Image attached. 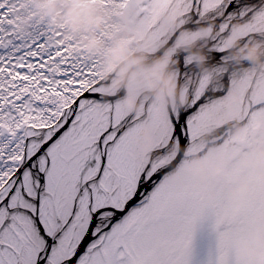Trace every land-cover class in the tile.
<instances>
[{
	"label": "snow or ice",
	"instance_id": "1",
	"mask_svg": "<svg viewBox=\"0 0 264 264\" xmlns=\"http://www.w3.org/2000/svg\"><path fill=\"white\" fill-rule=\"evenodd\" d=\"M107 2L135 9L145 26L156 27L170 0ZM13 3L0 0V264H192L197 226L213 208L218 220L206 264H242L228 241L264 220V171L248 174L251 191L238 208L223 206V191L210 204L193 181L176 185L166 178V147L141 159L133 136L150 120L169 144L197 139L241 75L225 66L221 37L237 21L246 25L245 39L258 36L264 0H182L181 18L194 36L209 21L221 35L206 49L207 71L178 54L190 104L167 116L155 104L129 113L105 95L96 63L60 33L17 32ZM243 121L247 127L235 143L264 138L260 74L244 93Z\"/></svg>",
	"mask_w": 264,
	"mask_h": 264
},
{
	"label": "bare ground",
	"instance_id": "2",
	"mask_svg": "<svg viewBox=\"0 0 264 264\" xmlns=\"http://www.w3.org/2000/svg\"><path fill=\"white\" fill-rule=\"evenodd\" d=\"M177 9H179L177 17L170 21L169 16H172L171 13ZM183 13L184 8L180 0H171L166 10L160 14L156 27L145 26L139 17H133L130 21L131 36L136 39L134 54L121 61L122 63L116 66L107 80L98 83L101 88H105L118 80L116 84L119 86L105 90L104 93L123 99L124 102L130 101L124 105L128 107L129 113L140 112L145 105L155 104L162 114L167 116L173 109V103L178 100L181 104L177 106L179 109L177 112L189 106L190 97L186 90L188 82L183 81L178 74L177 56L179 53L192 52L187 55L192 59L195 67L202 72L207 71L206 49L209 43L221 34L213 30L215 22L209 21L201 25L198 30L199 35L194 36L192 29L185 26L187 21L181 18ZM164 29L166 30L163 33ZM246 31V25L241 22L236 29H230L221 37V41L226 40L223 43L226 48L225 66L241 74L229 88L233 90V95L227 98L228 105L221 109L220 116L224 117V121L218 124L219 120L215 118L220 116H213L211 120L203 122L197 139L184 146L169 144L162 132L150 120L142 122L133 136L136 154L141 159H147L159 149L167 148L165 158L169 164V172L166 178L171 183L184 185L188 180L193 181L197 186L198 195L210 204H215L218 193L223 191V206L229 209L238 208L240 202L250 193L252 185L248 174L253 171H264V138L249 141L244 145L233 140L247 127L243 121L244 91L253 76L264 75V23L257 25L258 36L245 39ZM159 33L161 37L154 38ZM165 34L168 35L164 38ZM150 38L154 39L150 40ZM161 44L163 45L158 50L152 52ZM255 49L262 51L259 57L245 58V55ZM229 53L232 55L229 56ZM163 55H171L172 61L168 65L161 62ZM163 67L167 69L166 72L161 71ZM152 81L154 84L152 89L149 86L144 90V84L150 85ZM240 84H245L244 90L239 88ZM149 91L150 95L142 106L146 99L141 101V104L137 101ZM239 91L244 92L241 100L235 99V94ZM225 121L234 126L223 135V140L219 138L211 141L202 148V140L213 131L210 128L213 126L214 130L219 129ZM193 151L199 153L192 154ZM233 169L239 171L233 175L232 182L228 183L227 177L232 175ZM217 220V211L213 208L206 216L205 223L197 226L192 241V264H206L213 249L212 228ZM228 243L242 264H264V220L257 221L246 231L232 234Z\"/></svg>",
	"mask_w": 264,
	"mask_h": 264
},
{
	"label": "rangeland",
	"instance_id": "3",
	"mask_svg": "<svg viewBox=\"0 0 264 264\" xmlns=\"http://www.w3.org/2000/svg\"><path fill=\"white\" fill-rule=\"evenodd\" d=\"M180 3L183 4L182 0H180ZM13 8V23L17 32L24 36H29L37 27H42L53 34L60 33L64 40L75 46L78 55H82L88 62L96 63L98 72L97 83L107 80L111 72L116 69V66L122 63L121 61L134 54L133 48L135 47L136 39L131 36L129 24L133 17H139L135 9L117 8L113 3L107 2V0H14ZM178 10L171 13L173 15L169 16L170 21L177 17ZM240 24V21L237 24L234 23L231 29H236ZM213 28V30H216V25ZM167 35L165 34L164 38ZM157 37H161V33L154 38ZM154 38H150V40ZM225 41H222V43ZM162 45L154 48L152 52L158 50ZM261 54L262 51L255 49L250 54L245 55V58L259 57ZM230 55L232 53H229ZM171 61V55H163L161 58V62L166 65ZM166 70L163 67L161 71L166 72ZM116 82L118 80L102 89L105 91L119 86ZM153 85V81L150 85L149 83L144 84V90L149 86L152 89ZM238 86L244 90L245 84ZM232 91V89H229L227 96L223 98L221 109L228 105L227 98L233 95ZM244 92L241 93L239 91L236 93L235 99L241 100ZM149 95L150 91L138 99L137 102L141 104V101L146 99L143 101V106ZM120 101L122 104L124 103L123 105L130 102H124L123 99ZM125 108L127 109L128 107ZM221 109L214 116H220ZM223 119V116L215 118V120H219L217 121L218 124H220V121H224ZM227 122H223V126L219 129L214 130L213 126L210 128L213 131L202 140V148L232 129L234 124ZM191 153L197 154L199 152L193 151Z\"/></svg>",
	"mask_w": 264,
	"mask_h": 264
},
{
	"label": "water",
	"instance_id": "4",
	"mask_svg": "<svg viewBox=\"0 0 264 264\" xmlns=\"http://www.w3.org/2000/svg\"><path fill=\"white\" fill-rule=\"evenodd\" d=\"M192 53V52H191ZM191 53H186V54H191ZM181 104V102H179V100L177 101V102H174L173 103V109H172V112H177L179 109L177 108V106L178 105H180ZM185 107H188V106H185ZM182 110H183V108H182ZM171 111V110H170ZM180 153L182 152V150L181 151H179Z\"/></svg>",
	"mask_w": 264,
	"mask_h": 264
}]
</instances>
